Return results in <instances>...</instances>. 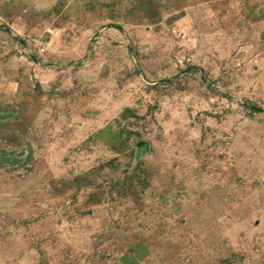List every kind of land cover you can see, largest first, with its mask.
Masks as SVG:
<instances>
[{
	"label": "rangeland",
	"instance_id": "obj_1",
	"mask_svg": "<svg viewBox=\"0 0 264 264\" xmlns=\"http://www.w3.org/2000/svg\"><path fill=\"white\" fill-rule=\"evenodd\" d=\"M4 113L0 264H264V0H0Z\"/></svg>",
	"mask_w": 264,
	"mask_h": 264
},
{
	"label": "trees",
	"instance_id": "obj_2",
	"mask_svg": "<svg viewBox=\"0 0 264 264\" xmlns=\"http://www.w3.org/2000/svg\"><path fill=\"white\" fill-rule=\"evenodd\" d=\"M10 117V114H7V113H4V114H1L0 115V125H2V120H5V119H8ZM109 136H112V138L115 140V141H118L119 139L122 138L121 135H118L116 132H109ZM136 157L138 158V155H136ZM0 161H3V162H9V160L7 159V156H6V153L3 152L0 156Z\"/></svg>",
	"mask_w": 264,
	"mask_h": 264
},
{
	"label": "water",
	"instance_id": "obj_3",
	"mask_svg": "<svg viewBox=\"0 0 264 264\" xmlns=\"http://www.w3.org/2000/svg\"><path fill=\"white\" fill-rule=\"evenodd\" d=\"M142 145H143V142H139V143L136 145V147L139 148V147H141Z\"/></svg>",
	"mask_w": 264,
	"mask_h": 264
}]
</instances>
